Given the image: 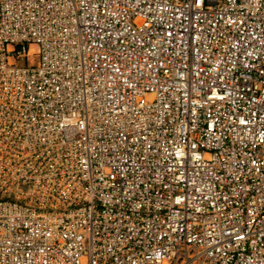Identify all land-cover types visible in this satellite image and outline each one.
Returning <instances> with one entry per match:
<instances>
[{
  "label": "built area",
  "instance_id": "obj_1",
  "mask_svg": "<svg viewBox=\"0 0 264 264\" xmlns=\"http://www.w3.org/2000/svg\"><path fill=\"white\" fill-rule=\"evenodd\" d=\"M0 264H264V0H0Z\"/></svg>",
  "mask_w": 264,
  "mask_h": 264
}]
</instances>
